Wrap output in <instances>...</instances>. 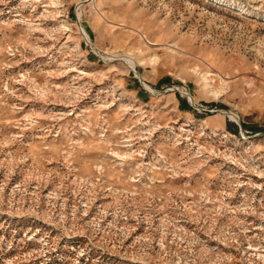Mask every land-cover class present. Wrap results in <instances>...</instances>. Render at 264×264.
Returning a JSON list of instances; mask_svg holds the SVG:
<instances>
[{
  "label": "rangeland",
  "instance_id": "rangeland-1",
  "mask_svg": "<svg viewBox=\"0 0 264 264\" xmlns=\"http://www.w3.org/2000/svg\"><path fill=\"white\" fill-rule=\"evenodd\" d=\"M0 264H264V0H0Z\"/></svg>",
  "mask_w": 264,
  "mask_h": 264
},
{
  "label": "bare ground",
  "instance_id": "bare-ground-1",
  "mask_svg": "<svg viewBox=\"0 0 264 264\" xmlns=\"http://www.w3.org/2000/svg\"><path fill=\"white\" fill-rule=\"evenodd\" d=\"M62 25V24H61Z\"/></svg>",
  "mask_w": 264,
  "mask_h": 264
}]
</instances>
